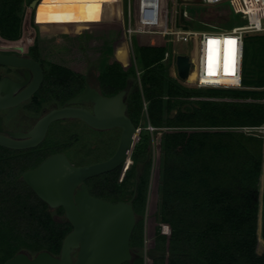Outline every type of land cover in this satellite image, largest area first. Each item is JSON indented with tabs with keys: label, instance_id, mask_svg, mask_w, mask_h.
I'll list each match as a JSON object with an SVG mask.
<instances>
[{
	"label": "trees",
	"instance_id": "trees-1",
	"mask_svg": "<svg viewBox=\"0 0 264 264\" xmlns=\"http://www.w3.org/2000/svg\"><path fill=\"white\" fill-rule=\"evenodd\" d=\"M32 1L0 0V39L8 44L21 40L27 19L36 32L34 18L42 33L63 24L65 29L57 33L81 36L85 27L69 25V0H40L36 10L30 7ZM104 20L102 12L95 16V23ZM27 48L44 72L33 98L35 113L43 105H63L91 80L106 97L127 91V115L141 129L132 163L123 176L118 167L85 181L94 197L131 202L136 223L130 238L132 260L125 264H144L151 144L158 133L160 200L153 245L146 251L151 264H264V253L257 252L264 139L242 129L264 124V33L244 38L240 89H201L173 78L172 58L170 63L164 60L171 53L166 44L138 45L127 69L111 61L112 50L105 49L94 61L95 77L72 63L43 57L37 34ZM147 125L155 130H146ZM54 127L57 135L52 137ZM117 131L115 146L100 159L92 157L98 150L96 137L109 131H94L79 121L54 123L35 148L0 146V264L20 252L33 257L47 251L58 257L72 230L66 219L54 218L63 215V209L52 211L23 181V172L57 152L71 161L73 152L81 155L73 161L77 165L107 159L117 145ZM103 142L107 147L113 139ZM262 202L264 240V194ZM162 225L168 227L167 234L161 233Z\"/></svg>",
	"mask_w": 264,
	"mask_h": 264
},
{
	"label": "water",
	"instance_id": "water-1",
	"mask_svg": "<svg viewBox=\"0 0 264 264\" xmlns=\"http://www.w3.org/2000/svg\"><path fill=\"white\" fill-rule=\"evenodd\" d=\"M39 0L30 4L35 9ZM0 66L19 67L33 73L32 82L18 95L4 91L0 110L15 106L33 95L43 81V70L31 58L0 53ZM177 78L189 80L194 63L188 54L175 57ZM3 79L1 85L6 82ZM126 90L105 97L87 86L80 95L69 100L70 106L51 109L37 120L27 133H17L15 140L0 134V146L12 150L35 148L42 143L49 126L63 119H78L96 130H121L117 148L108 159L75 166L63 153L45 158L36 168L23 172L22 179L49 208L62 207L72 230L63 239L60 254L41 251L31 257L20 252L3 264H125L132 260L130 238L136 217L131 202L112 203L90 194L85 181L111 172L118 167L125 172L132 163L131 154L139 140L140 129L127 115ZM92 103V110L76 104ZM78 249L75 261L72 252Z\"/></svg>",
	"mask_w": 264,
	"mask_h": 264
},
{
	"label": "rangeland",
	"instance_id": "rangeland-1",
	"mask_svg": "<svg viewBox=\"0 0 264 264\" xmlns=\"http://www.w3.org/2000/svg\"><path fill=\"white\" fill-rule=\"evenodd\" d=\"M40 1V0H39ZM38 1V2H39ZM133 0H69V6L67 7L68 21L69 25L77 26L80 23V18H82V25L86 27H115L118 25L121 17L125 22V25L129 23L132 27L134 26V13H133ZM150 2V0H147ZM188 4L185 6L181 3V0H167V17H168V26L172 21L171 11L173 8H176L178 12L187 11L188 18L182 19V24L188 26L192 29H203L208 28L209 26H215L222 29H230L231 27L244 24V20L240 15L234 14L228 3H221L214 6H205L202 5L199 0H187ZM37 2V4H38ZM130 2V4H129ZM120 3V4H119ZM36 4V7H37ZM121 5V6H120ZM36 7L34 10H36ZM105 14V20L102 23H95V16L98 13ZM122 15V16H120ZM177 15V14H176ZM179 16V13L177 17ZM107 18V19H106ZM34 24L35 22L34 18ZM63 25V24H62ZM58 26L54 32L42 33L40 28L37 27V33L29 24V19L26 20L24 24V35L21 40L8 44L2 39H0V52H10L16 49L25 50L30 42L33 41L35 35L37 34L41 49V54L45 58H54L58 59L60 62L67 64L72 63V66L76 68H83L88 70L91 73L95 72L94 61L97 60L104 52L105 49H111L112 55L110 57L111 61H117L121 64L122 68L127 69L131 60L133 59V49L138 46L136 35L131 36V43L127 42L125 44L123 36L120 32H106V31H93L89 34L85 33L87 38L82 36H62L58 31L65 29V26ZM58 34V35H57ZM165 44L171 50L169 57L165 59V62H169L171 59V75L173 78L177 79L176 70L174 67V57L176 54H188L189 47L188 44H174L171 38L167 36H162ZM159 40H156L158 43ZM162 43V42H161ZM160 43V45H161ZM110 46H109V45ZM155 44V45H157ZM20 50V49H19ZM128 52V53H127ZM191 55L194 61L197 59V47L194 44L191 48ZM169 62V63H170ZM186 85L190 86L189 82H185ZM203 89V88H202ZM11 121H17V113L10 112ZM59 127V126H58ZM54 127L52 131V137L56 134V129ZM115 130V131H114ZM145 132L144 130L142 133ZM251 132V131H249ZM255 133V132H252ZM258 134V133H256ZM118 131L116 129L110 130L108 134L98 135L96 138L99 139L98 150L93 156H97L99 159L104 158L109 155L112 145L115 146L116 138ZM141 135V134H140ZM139 135V136H140ZM260 135V134H258ZM261 136V135H260ZM107 137H112L113 144L109 143L107 147L103 142V145L100 141L106 139ZM152 170L149 186L148 201L146 207V214L144 218V239H145V248H144V264H151V261L146 256V251L150 249L153 245L154 231L157 226L156 223V212L158 208V203L160 200L159 195V186H160V174H159V152H160V134H153L152 136ZM73 161L80 159L81 155L78 156L77 153L73 152ZM263 157H264V147H263ZM260 191V204H259V213H258V245L257 252L259 254L264 253V240L261 234V215H262V206H263V175L261 174V180L259 185ZM161 233L167 234L168 227L165 225L161 226Z\"/></svg>",
	"mask_w": 264,
	"mask_h": 264
},
{
	"label": "built area",
	"instance_id": "built-area-1",
	"mask_svg": "<svg viewBox=\"0 0 264 264\" xmlns=\"http://www.w3.org/2000/svg\"><path fill=\"white\" fill-rule=\"evenodd\" d=\"M143 1L145 4L140 5L138 9L140 11L139 16L145 20L147 19L149 23L156 22L159 19L161 9H163L162 4L158 3V0H150V2L147 0ZM199 2L205 6L228 3L232 12L241 16L244 24L231 27L230 29H222L215 26H209L203 29H192L185 24L183 25L181 22L182 19L188 18L187 11L178 12L176 8H173L171 11L172 21L170 25L158 33L171 38L174 44H188L189 56L191 53V41H193L192 46L194 44L196 45L197 59L194 62V78L187 80L190 86L201 89H240L242 88L244 38L248 34L264 33V0H199ZM181 3L186 6L188 1L181 0ZM178 13L179 16L177 17ZM166 19L168 20L167 11ZM128 31L129 34H132L137 30L129 24ZM228 41H234V43L230 44ZM213 49H216L217 52L216 63H210L207 58V55ZM168 57L169 54L166 53L165 59ZM182 82L185 83L186 81ZM260 103L264 104V100H261ZM145 129L150 132L155 130L150 125H147ZM242 129L258 133L264 139V124L256 127H244ZM262 175L264 191V157Z\"/></svg>",
	"mask_w": 264,
	"mask_h": 264
},
{
	"label": "flooded vegetation",
	"instance_id": "flooded-vegetation-1",
	"mask_svg": "<svg viewBox=\"0 0 264 264\" xmlns=\"http://www.w3.org/2000/svg\"><path fill=\"white\" fill-rule=\"evenodd\" d=\"M19 49H16V50L14 49V50H12L10 52H0V53H3V54H14V55H17V56L31 58V59L35 60L34 58H32L29 55L28 48H26L25 50H23L21 48H19ZM36 62L42 68L41 64L38 61H36ZM42 70H43V68H42ZM92 74H93L94 77L96 76L95 75L96 74L95 72H93ZM3 79H6L7 81L4 82L1 85L0 96H4V94H5L4 91H10L12 93V96H16L21 91H23L32 82V80H33V73L30 70H27L25 68L0 66V82ZM43 79H44V72H43ZM87 86H90V87L96 89L99 92V90L94 86L93 80L87 81L86 86H85V89H86ZM39 88H38V90H39ZM85 89H84V91H85ZM37 91L33 95H31L27 100H25V101H23V102L15 105V106L8 107V108H5V109L0 110V134L1 135L6 136V137H10V138L15 139V140H21V139H23L21 137L15 136L14 134H17V133H27V132H29L33 128V126L35 125V123L37 122V120L39 118H41L44 114H46L47 112H49L51 109L62 108V107L70 106L71 104H68L69 100H71L73 97L81 94L80 93V94H77V95L73 96L72 98H70L69 100H67L63 105H56V104L43 105L42 108L38 111V113H35L33 111V108L32 107L34 105L33 104V98H34L35 94L37 93ZM76 106L86 108V109H88L90 111L92 110V107H93L92 103H86V102L85 103H82V104H76ZM10 112H16L17 113L18 120L16 122L15 121L13 122V121L10 120L11 119ZM66 121L67 122H70V121H79V122L83 123L82 121H80L78 119H63V120L56 121L54 123H57V122H62L63 123V122H66ZM54 123H52L51 125H53ZM83 124L85 126H87L85 123H83ZM51 125L49 126V128L51 127ZM87 127L90 128V129H92V130H94V131H110V130H113V129H109V130H96V129H93V128L89 127V126H87ZM49 128H48V130H49ZM114 129L119 130V138H120L121 130L119 128H114ZM47 133H48V131H47ZM47 133H46V135H47ZM118 142H119V139H118ZM118 142H117V145H118ZM117 145L115 147V150L117 148ZM115 150H114V152H115ZM57 153H63V154H65L64 152H57ZM113 153L110 156H112ZM54 154H56V153H54ZM65 156L68 158V160L73 165H75V166H82V165H77V164L73 163V161H71L66 154H65ZM104 160H106V159H104ZM89 164H91V163H89ZM85 165H88V164H85ZM36 167H34V168H36ZM34 168H31V169H34ZM27 170H29V169H27ZM123 174H124V172L122 173V176H123ZM59 208H62V207H57V208H54V209H51L50 208V209L52 211H56V209H59ZM54 218L56 220H62V219H66L67 220V218L65 216V213H64V210H63V215H57V214H55ZM77 252H78V249H76L75 251H73L72 254H71L74 261H75V259L77 257Z\"/></svg>",
	"mask_w": 264,
	"mask_h": 264
},
{
	"label": "crops",
	"instance_id": "crops-1",
	"mask_svg": "<svg viewBox=\"0 0 264 264\" xmlns=\"http://www.w3.org/2000/svg\"><path fill=\"white\" fill-rule=\"evenodd\" d=\"M120 2V0H118ZM133 13H134V26L133 28L136 29L137 31L129 34L128 31V23L125 25V22L122 20L123 18L121 17L118 25L115 27H86L82 25V18H80V23L77 24L79 27H85L81 28V36L87 38L86 34L95 31H106V32H115L118 33L120 32L123 36L125 44L127 42L131 43V36L134 34L137 37V42L138 45H151V46H159L160 43L161 45L165 44L162 36V34H159L158 32L163 31L166 29L168 26V20L166 19V11H167V0H158V3L162 4L163 9L160 11L159 19L156 22H151L149 23L147 19L145 20L144 18H141L139 6L142 4H145L143 0H133ZM120 4V3H119ZM121 6V5H120ZM122 16V15H120ZM107 19V18H106ZM36 26L39 29L38 24ZM86 33V34H85ZM80 37V36H79ZM156 40H159V44L156 43ZM157 44V45H155ZM109 45V44H108ZM110 46V45H109ZM128 53V52H127Z\"/></svg>",
	"mask_w": 264,
	"mask_h": 264
},
{
	"label": "bare ground",
	"instance_id": "bare-ground-1",
	"mask_svg": "<svg viewBox=\"0 0 264 264\" xmlns=\"http://www.w3.org/2000/svg\"><path fill=\"white\" fill-rule=\"evenodd\" d=\"M192 44H193V41H191V48H192ZM190 58L192 59V61L194 63L195 61L192 58L191 53H190ZM207 58H208V60H209L210 63H216L217 62V52H216V49L211 50L209 52V54L207 55ZM192 78H194V73L193 72L189 76V79H192ZM220 82H223V81H220ZM223 83H225V82H223Z\"/></svg>",
	"mask_w": 264,
	"mask_h": 264
},
{
	"label": "snow or ice",
	"instance_id": "snow-or-ice-1",
	"mask_svg": "<svg viewBox=\"0 0 264 264\" xmlns=\"http://www.w3.org/2000/svg\"><path fill=\"white\" fill-rule=\"evenodd\" d=\"M228 43H230V44H233V43H234V41H228Z\"/></svg>",
	"mask_w": 264,
	"mask_h": 264
}]
</instances>
